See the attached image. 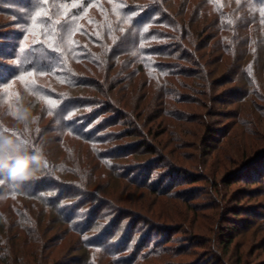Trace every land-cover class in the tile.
Listing matches in <instances>:
<instances>
[{"label": "rangeland", "instance_id": "rangeland-1", "mask_svg": "<svg viewBox=\"0 0 264 264\" xmlns=\"http://www.w3.org/2000/svg\"><path fill=\"white\" fill-rule=\"evenodd\" d=\"M27 1L0 0V78L8 76L5 67L18 65L12 55L19 48L18 58L24 65L30 60L34 66L44 65V59L57 61L42 51L40 33H25L26 6L20 4ZM97 12L92 16H98ZM121 36L124 43L126 36ZM85 41L80 37V42ZM95 42H86L87 54L92 46L99 50L106 45L101 37ZM175 44L168 41L164 46L171 51ZM152 61L175 64L171 58L154 57ZM81 64H75L78 71L92 77ZM55 67L52 73L58 71ZM71 68L65 65L60 71L72 73L75 66ZM41 74L21 70L8 85L1 84L0 134L27 140L32 134L39 152H48L67 172L61 173L63 185L44 188L41 199L17 193L26 181L0 183L2 260L10 261L13 254L21 258L41 240L43 246L40 243L38 248L52 255V264L74 260L78 264H264V183L249 182L264 176V165L256 166L264 148V103L253 104L251 95L232 99L220 94L217 101L208 102L183 88L176 92L194 97L176 103L177 97L161 92L163 88L159 91L165 78L152 71L145 76L148 85L143 81L132 100L128 97L131 110L99 114L107 103L105 96L98 97L96 106L77 110L75 119L79 117L84 124L77 137L57 131L47 107H56L61 101L58 96L62 101L75 96L86 100L88 90L76 94L63 78L59 81ZM137 104L140 116H134ZM104 119L114 126L101 127ZM127 131H135V137L127 136ZM142 143L150 145L152 153L139 147ZM45 167L27 181H41ZM59 196V207L73 212H69L73 217L70 226L48 203ZM26 212L33 219L32 225L24 224L30 227L31 245H25L27 232L19 224L27 219ZM72 224L81 234L72 232ZM107 232L113 236L103 247L98 241ZM94 243L96 249L91 248Z\"/></svg>", "mask_w": 264, "mask_h": 264}, {"label": "trees", "instance_id": "trees-1", "mask_svg": "<svg viewBox=\"0 0 264 264\" xmlns=\"http://www.w3.org/2000/svg\"><path fill=\"white\" fill-rule=\"evenodd\" d=\"M163 1L146 0L143 3H132L133 0H30L22 2L20 6H26L22 20L23 26L28 27L27 32L23 27L25 33L29 34L31 31L40 33V39L43 40L41 42L43 44L40 45L42 51L54 55L57 61L54 59V63H51L49 59H44L43 61L46 62L44 65L34 66L30 60L24 65L25 61L18 58L19 48L12 55L15 64L18 60V65L4 68L8 76L0 78V86L2 83L3 86L8 85L7 81L21 70L22 72L31 70L49 76L46 78L59 81L63 78L68 89H74L76 94L80 90H88L89 97L85 98L86 100L82 98L79 100L75 96L76 98H71V101H62L58 96L60 103L58 102L59 104L54 108L47 107L48 113L57 122V131L77 137H81L78 131L81 125L84 126L79 123V117L75 119L77 115L74 114L77 110L96 106L99 96H105L102 98L107 102L104 103L105 107L99 110V114L114 111L119 113L122 112L121 109L131 110L132 102L128 97L132 100V96L139 91L143 81L146 86L148 85L145 76L152 71L158 72L161 78H165L161 79L162 87L159 91L163 88L161 92L177 97L174 100L176 103L189 102L192 100L191 97H194L176 92L179 88L204 96L208 102L217 101L215 98L220 94L223 97L231 96L232 99L251 95L250 102L253 104L264 103V0H236L232 4L226 3L229 2L228 0H165V3ZM94 11H98V16H92ZM18 14L20 17L22 12ZM122 34L126 36L124 39L127 42L125 40L124 43L121 42ZM82 36L86 40L84 43L80 42ZM98 37L105 40L104 49H93L92 46L90 54H87L86 42H94L93 45H96L95 41ZM168 41L177 42L171 51L164 46ZM154 57L171 58L175 64L153 63ZM35 63L38 64V61ZM75 64L85 67V71L92 77L78 71V65ZM55 65L58 71L52 73ZM65 65L69 70L74 65L75 72L60 71ZM64 96L67 97L63 93L62 97ZM135 106L134 110L137 113H134V116L135 114L140 116L138 114L140 106L139 104ZM104 120L100 124L101 127L114 126L113 121ZM90 124L88 123L87 126ZM135 133V131L134 133L127 131L126 134L135 137ZM30 137L33 135L28 136L29 153L39 151ZM139 147L152 153L151 146L146 143H142ZM258 157L256 166L264 165V148L261 149ZM41 160L42 165L47 167L44 168L43 179L26 181L25 187L18 191V194H26V197L31 199L37 197L41 199L39 195L44 188L50 185L52 187L63 185L61 173L67 172L66 167L62 163L57 165L50 159L48 152L42 153ZM237 168L239 169L240 165ZM4 182L10 185L11 179L8 175H0L2 186ZM249 182L264 183V176L260 179L252 178ZM3 188L6 189L5 186ZM59 198L62 196L48 201L45 197L52 205V209L55 208L54 211L60 213L67 221L63 222L70 226L73 221L69 213L71 211L68 210L69 208L59 207ZM26 214L27 219L19 224L23 227L22 230L29 234L25 233L24 240L25 245H28L32 237L29 232L30 227L28 229L24 224L32 225L33 219L28 218L27 212ZM76 226L78 228V225ZM72 229L73 233L80 232L74 226ZM111 236L113 233L107 232L102 240L98 241L99 244L104 247V244L109 243ZM40 241L38 240V243L36 240L33 246L31 242V246L23 254L24 257L20 258L19 255L13 254L10 261L2 260L1 257L0 261L3 264H52V255H45L39 250ZM96 246L98 245L94 243L91 248L96 249ZM77 248V251L81 250L80 247ZM70 263L80 262L74 260Z\"/></svg>", "mask_w": 264, "mask_h": 264}, {"label": "clouds", "instance_id": "clouds-1", "mask_svg": "<svg viewBox=\"0 0 264 264\" xmlns=\"http://www.w3.org/2000/svg\"><path fill=\"white\" fill-rule=\"evenodd\" d=\"M29 141L0 134V172L18 184L35 177L42 168V153H29Z\"/></svg>", "mask_w": 264, "mask_h": 264}, {"label": "snow or ice", "instance_id": "snow-or-ice-1", "mask_svg": "<svg viewBox=\"0 0 264 264\" xmlns=\"http://www.w3.org/2000/svg\"><path fill=\"white\" fill-rule=\"evenodd\" d=\"M145 31H147V29H145ZM47 103H48L49 105H53V106H55V102H53V101H51V100L47 101ZM13 115H16V113L14 112ZM21 118H23V116H21Z\"/></svg>", "mask_w": 264, "mask_h": 264}]
</instances>
